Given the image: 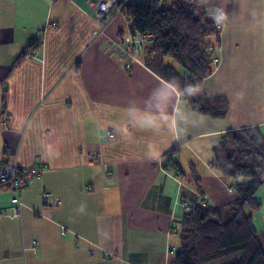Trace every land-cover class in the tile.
Wrapping results in <instances>:
<instances>
[{
	"label": "crops",
	"instance_id": "0c3cea01",
	"mask_svg": "<svg viewBox=\"0 0 264 264\" xmlns=\"http://www.w3.org/2000/svg\"><path fill=\"white\" fill-rule=\"evenodd\" d=\"M98 1L0 0V166L43 169L18 192L21 217L0 214V264H173L193 165L204 167L205 200L229 205V180L209 164L214 148L232 130L259 127L264 136V0H192L221 19L222 32L240 30L222 39L243 57L234 89L217 82L218 60L195 94L225 97V119L194 111L144 55L127 69L109 38L122 37L129 22L113 14L96 38ZM30 43L34 57L19 59ZM175 149L184 177L163 166ZM257 197L253 222L264 249V186ZM12 207L0 185V211Z\"/></svg>",
	"mask_w": 264,
	"mask_h": 264
},
{
	"label": "trees",
	"instance_id": "16d2710c",
	"mask_svg": "<svg viewBox=\"0 0 264 264\" xmlns=\"http://www.w3.org/2000/svg\"><path fill=\"white\" fill-rule=\"evenodd\" d=\"M126 7L124 17L129 25L155 37V42L145 49V65L174 86L198 114L225 119L229 112L225 97L195 96L215 72L217 58L207 39L215 37L220 43V19L192 0H145ZM35 46L30 43L19 59L25 58ZM168 56L184 68V75L164 64ZM176 151L164 157L163 166L184 177L182 164L174 159ZM210 167L229 180V191L235 200L224 207L210 205L193 165L190 178L195 190L192 194L189 191L181 194V203L187 204L190 211L183 214L181 249L174 264H264V249L253 222L254 214L262 207L257 194L264 186V136L260 128L224 134L214 148ZM0 185L8 191L7 183L0 181Z\"/></svg>",
	"mask_w": 264,
	"mask_h": 264
},
{
	"label": "built area",
	"instance_id": "2783aa9c",
	"mask_svg": "<svg viewBox=\"0 0 264 264\" xmlns=\"http://www.w3.org/2000/svg\"><path fill=\"white\" fill-rule=\"evenodd\" d=\"M140 0H99L91 2L92 9L96 12L95 22L99 29L94 31V36L97 38L100 35H105L107 28V20L110 16L123 15L127 11L126 6H136ZM142 3L145 0H141ZM155 42V37L152 34L138 32L130 25L124 30L122 37L118 39L109 38L110 45L120 54L129 59L126 68L129 69L133 62L139 61V58L145 54V49ZM28 58H33V54H27ZM43 169H21L13 162H9L0 166V181L8 184V191L12 195V212L1 210L0 214L4 217H21L22 203L18 192L26 188L29 183L36 177L42 175ZM44 198H49V193H44ZM61 204L60 198L54 197L53 206L59 207ZM185 209L190 211V207L185 204Z\"/></svg>",
	"mask_w": 264,
	"mask_h": 264
},
{
	"label": "rangeland",
	"instance_id": "374dc122",
	"mask_svg": "<svg viewBox=\"0 0 264 264\" xmlns=\"http://www.w3.org/2000/svg\"><path fill=\"white\" fill-rule=\"evenodd\" d=\"M140 2H141V0H140ZM210 17H213V16H210ZM209 17V18H210ZM208 17H207V19H209ZM214 18V17H213ZM212 18V19H213ZM216 19H219V18H216ZM221 27H218L219 29H221V35H220V43L218 44L217 43V39L215 38V37H212V38H208L207 39V43L209 44V45H211L213 48H214V52H215V55H216V58L218 59V60H220V64H224V68L222 69V73L220 74V75H218V76H223V77H220L219 79H218V83H222V84H224L225 83V81L227 80V83H229L230 82V88H233V85H234V80H235V78H240V76L242 75V73H239V72H241L243 69L241 68V67H239V65L237 64V62L239 61V60H241V59H243V57H240L241 56V51H240V49H239V47L235 50V47L234 46H232L230 43L228 44V45H225V46H223V41H222V39L224 38H226V35L228 34V36L232 39H237L239 36H240V34H239V32H240V30L239 29H235V30H231V29H227L226 30V32L224 33V32H222V24H221V19H220V24H219ZM246 29H243L242 28V31H245ZM227 33V34H226ZM224 47V49H225V52H223V51H221L220 50V48H223ZM144 55V54H143ZM215 58V57H214ZM217 59H215L214 60V62L216 63V65H214V71L217 69V66H218V60ZM225 62V63H224ZM214 63V64H215ZM236 63V64H235ZM164 64L165 65H171V66H173V67H175L176 68V70L180 73V74H182V75H184V73H185V70H184V68H182L176 61H175V59H173L172 57H170V56H168V57H165L164 58ZM242 66H244V65H242ZM231 69V70H230ZM230 72H231V74H230ZM241 74V75H240ZM233 84H232V83ZM224 87H225V84H224ZM234 89V88H233ZM202 141H206V139H203ZM203 155V157L204 158H206L207 156H205V154H202ZM211 156V155H210ZM185 159H187V166H185V172H187L188 171V169L190 168L189 167V164H188V162H189V160H190V155L189 154H186L185 155ZM213 157H214V153H213ZM212 157V158H213ZM194 161V160H193ZM194 164V163H193ZM197 164V163H196ZM209 164H210V162H209ZM209 166V165H208ZM194 168L196 169V171H199V169H203L202 168V166H198V164H197V166L194 164ZM206 169L208 170V168L206 167ZM189 172V171H188ZM187 172V173H188ZM184 182L188 185V181L186 180V179H184ZM180 206H181V204H180ZM183 207V209L182 210H184V212L185 211H187L186 209H185V205L184 204H182V206H181V208ZM246 212L247 213H249L250 211L249 210H246ZM263 213V212H262ZM261 213V214H262ZM224 217H225V220H227V219H229V217L227 216V213L225 212L224 213ZM177 224V223H176ZM175 224V225H176ZM176 237L174 238V246L175 247H180V237H179V235L178 234H174ZM175 250H177V248H174ZM173 251L172 252V257H174V259H175V255H177V251ZM172 262V260H169V262ZM173 264H174V260H173Z\"/></svg>",
	"mask_w": 264,
	"mask_h": 264
}]
</instances>
